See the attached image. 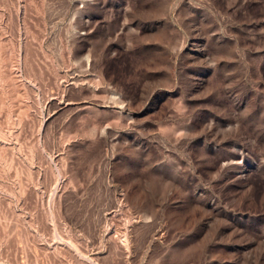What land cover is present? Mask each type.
I'll list each match as a JSON object with an SVG mask.
<instances>
[{"label":"rangeland","instance_id":"1","mask_svg":"<svg viewBox=\"0 0 264 264\" xmlns=\"http://www.w3.org/2000/svg\"><path fill=\"white\" fill-rule=\"evenodd\" d=\"M0 264H264V0H0Z\"/></svg>","mask_w":264,"mask_h":264}]
</instances>
